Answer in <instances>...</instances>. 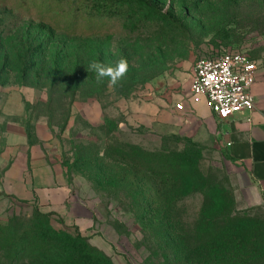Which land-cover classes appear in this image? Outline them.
Returning a JSON list of instances; mask_svg holds the SVG:
<instances>
[{
  "label": "rangeland",
  "instance_id": "rangeland-1",
  "mask_svg": "<svg viewBox=\"0 0 264 264\" xmlns=\"http://www.w3.org/2000/svg\"><path fill=\"white\" fill-rule=\"evenodd\" d=\"M5 25L13 29L0 32V154L8 118L53 128L52 152L73 189L95 203L99 229L130 264H205L190 246L202 243V233L198 242L194 234L207 214L231 212L244 221L240 229L216 224L228 233L233 257L235 245L252 241L254 223L264 232V210L245 199L221 128L209 132L190 93L202 55L247 50L264 57V0H0ZM27 39L39 49L29 58L19 46ZM121 58L129 70L114 89L88 69L93 60L114 65ZM32 61L28 77L22 68ZM130 154L143 157L146 172L134 168ZM158 159L176 168V182ZM163 196L173 198L174 222L161 236L136 213L165 208ZM32 211L0 198V224ZM50 223L81 234L60 219ZM178 235L184 245L175 242Z\"/></svg>",
  "mask_w": 264,
  "mask_h": 264
},
{
  "label": "crops",
  "instance_id": "crops-1",
  "mask_svg": "<svg viewBox=\"0 0 264 264\" xmlns=\"http://www.w3.org/2000/svg\"><path fill=\"white\" fill-rule=\"evenodd\" d=\"M255 59L256 80L250 89L254 107L250 112L219 122L203 100L194 104L209 132L221 128L232 160V173L238 178L248 204L264 210V57ZM46 127L49 126L33 120L30 130L22 121H6L4 152L0 154V198L51 213L89 237L92 245L111 257L113 264H130L127 256L99 229L95 203L78 194L68 181L52 152L55 130L49 127L48 136Z\"/></svg>",
  "mask_w": 264,
  "mask_h": 264
},
{
  "label": "trees",
  "instance_id": "trees-1",
  "mask_svg": "<svg viewBox=\"0 0 264 264\" xmlns=\"http://www.w3.org/2000/svg\"><path fill=\"white\" fill-rule=\"evenodd\" d=\"M12 29L11 25H5L0 28V32L5 30L8 34ZM19 46L26 48L23 54L28 58L32 56L33 52L39 51L34 42L30 41L28 47V39L22 41ZM3 57L7 61L10 60L6 52H3ZM20 58L21 56L18 59ZM34 67H36V61L23 66L22 69L23 72L28 69L29 77L35 71ZM50 100H52L51 96ZM72 100L71 98L69 105L73 104ZM70 115V110H68L62 121L63 129L68 123ZM31 121L33 120L28 119V123L26 122L27 128L30 130ZM133 154H130L129 158L134 163V168L137 171L144 169L146 172L148 168L142 163L143 157L135 158ZM174 162L180 163L179 160ZM157 163L161 168H170L165 176L176 182L177 176L173 172L176 168L171 167V165L170 167H165V160L158 159ZM158 176L164 177L161 174H158ZM68 181L70 182L69 179ZM165 199L163 196L165 208L151 209L152 211L150 212L141 213L139 209L136 213L142 216L144 220L142 224L146 223V226L155 235L162 236L163 233L166 234L169 231L166 229L170 226L169 223L174 222L172 218L170 221L172 211L169 206V204H172L173 198ZM141 201H144V199L138 198V206ZM236 215L229 212L222 217L210 214L202 217L200 219V227L195 230L194 234L197 241L199 233H202V243L199 245L195 243L190 246V248L194 247L193 254L198 255L199 259L203 260L205 264H264V242L262 239L264 238V232L262 230L260 233L258 228L260 223L258 222L253 225L255 231L251 236L252 241L248 242L250 244L249 247L248 243L237 244L234 247L237 250L236 257L240 261L236 260V257L231 256V254H227L228 250L231 249V245L228 244V233L218 232L216 224L222 223L223 227L233 226L235 229L245 227L244 221L238 219L239 217ZM51 218V213H41L38 209L33 208V211L27 214V218L18 217L16 219L14 215L9 223L0 224V264H113L111 257L103 250L92 245L89 237L82 234L67 235L59 232L51 225ZM175 242L178 246L184 245L181 235L177 236ZM190 248H187V250H190ZM239 253L245 255L244 258Z\"/></svg>",
  "mask_w": 264,
  "mask_h": 264
},
{
  "label": "built area",
  "instance_id": "built-area-1",
  "mask_svg": "<svg viewBox=\"0 0 264 264\" xmlns=\"http://www.w3.org/2000/svg\"><path fill=\"white\" fill-rule=\"evenodd\" d=\"M256 69V59L247 50L202 55L195 61L190 82L192 100H203L219 122L250 112L254 107L250 89L256 80Z\"/></svg>",
  "mask_w": 264,
  "mask_h": 264
},
{
  "label": "clouds",
  "instance_id": "clouds-1",
  "mask_svg": "<svg viewBox=\"0 0 264 264\" xmlns=\"http://www.w3.org/2000/svg\"><path fill=\"white\" fill-rule=\"evenodd\" d=\"M88 69L95 72L97 82H102L104 78H107L109 87L114 89L127 75L129 64L124 58L117 60L114 65L93 60L89 63Z\"/></svg>",
  "mask_w": 264,
  "mask_h": 264
}]
</instances>
